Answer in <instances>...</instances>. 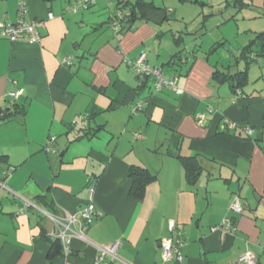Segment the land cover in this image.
Segmentation results:
<instances>
[{
	"label": "crops",
	"instance_id": "1",
	"mask_svg": "<svg viewBox=\"0 0 264 264\" xmlns=\"http://www.w3.org/2000/svg\"><path fill=\"white\" fill-rule=\"evenodd\" d=\"M24 1L25 18L43 25L37 43L0 38V182L7 188L0 187V264H94L97 246L114 241L116 258L103 264H240L246 251L264 263L263 72L258 85L248 86L251 66L264 67L260 44L241 89L212 77L215 68L242 70L241 48L264 30L237 43L233 62L224 65L210 54L227 38H214L205 49L203 25L189 32L194 43L185 45L177 30L165 45L161 24L146 19L111 28L112 0L75 12V0ZM143 1L169 15L164 1ZM18 9V0H0V21H15ZM181 49V93L139 88L128 61L146 51L157 66ZM18 88L22 94L10 102L6 93ZM137 104L142 110L133 111ZM76 116L83 118L75 122ZM96 126L94 135L82 137ZM183 157H195L201 168L193 184ZM132 166L156 174L140 200L129 194ZM90 182L98 215L81 236L70 234L66 250L52 236L53 218L77 214ZM235 195L243 204L237 214L229 210ZM222 217L234 219L235 232L211 230ZM170 219L182 232L183 259L163 262L161 240L175 237Z\"/></svg>",
	"mask_w": 264,
	"mask_h": 264
},
{
	"label": "built area",
	"instance_id": "2",
	"mask_svg": "<svg viewBox=\"0 0 264 264\" xmlns=\"http://www.w3.org/2000/svg\"><path fill=\"white\" fill-rule=\"evenodd\" d=\"M94 0H75L70 6L71 11H77L80 8H86L89 5H92ZM19 9H18V18L13 21H0V38H5L11 41L15 40H24L32 43L40 42V28L43 23L40 20L36 19H28L25 18V1L18 0ZM127 15V11H123L118 9L117 14L114 15L118 20L123 17V15ZM114 18V17H112ZM114 29L117 28V25L113 26ZM63 62L66 65H70L71 61L68 57L63 59ZM128 65L132 67L133 71L139 76H149L153 81V93H158L164 89H171L176 93H181V89L177 85V77L176 76H165L162 69L159 66H151L147 62V53L142 51L138 57L133 60L128 61ZM23 92L22 88L9 90L6 93V98L13 102L18 96H20ZM142 106L137 104L133 106L132 110L137 111ZM211 111V109H209ZM80 116H76L74 121H79ZM247 133H251V129L246 130ZM52 143V140L49 141L45 149H49V145ZM0 187L2 189H7L4 183L0 182ZM89 199L85 206L81 208L77 214H69L65 217L53 218L56 224V229L54 230L52 236L58 239L63 248L68 250L70 234H76L81 236L83 229L90 225L93 220L98 215V212L95 209L93 202V191L94 185L89 183ZM229 209L234 213H241L243 211V204L238 195L233 197L229 205ZM77 225V230L73 229V225ZM177 224L176 221L170 219L168 221V228L170 231H174L175 237H167L161 240V259L162 261H168L171 259H175L176 261H181L183 259V254L181 252V247L183 245L182 241V232L176 229ZM212 231H225L233 233L235 231V226L232 218L230 217H222L219 222L211 227ZM119 246L118 241L111 242L109 244H102L97 246L98 255L94 264H103V260L105 258L114 259L116 258V251ZM256 257L251 251H246L238 257V262L240 264H256Z\"/></svg>",
	"mask_w": 264,
	"mask_h": 264
},
{
	"label": "rangeland",
	"instance_id": "3",
	"mask_svg": "<svg viewBox=\"0 0 264 264\" xmlns=\"http://www.w3.org/2000/svg\"><path fill=\"white\" fill-rule=\"evenodd\" d=\"M162 1H164L166 7H169L167 8L169 10L167 19L159 26L165 32L162 34L164 44H168L171 40L173 42V38L178 31L183 36L185 45L192 44L194 43V37L189 32H193L192 30L203 25L200 30L207 31L202 36V43L205 49L207 45L214 41V38L216 40L220 39L221 36L227 38L224 47L219 46L217 50L210 54L213 61H220L224 65L233 62L234 59L230 53L235 52L237 43L240 45L246 43L254 35V32L251 33L253 30H264V0H243L246 5H242L241 8L229 5L232 0H197L198 2L190 0L184 2L178 0H154L155 3H162ZM116 2L117 0H112L108 4L107 9L112 13L110 20L112 17L115 18L114 15L117 14ZM231 15L234 17L229 19ZM115 19V21H118L117 18ZM220 22L223 24L218 26ZM110 25H112V22H110ZM111 28H113V25ZM155 63L153 58V62L149 64L154 66L156 65ZM129 68L132 69L130 66ZM132 72H134L133 69ZM260 72H263V76L258 84H262L264 89V67H260L258 64H253L249 71V87L258 85L254 82H257L256 79ZM134 74L136 73L134 72Z\"/></svg>",
	"mask_w": 264,
	"mask_h": 264
},
{
	"label": "trees",
	"instance_id": "4",
	"mask_svg": "<svg viewBox=\"0 0 264 264\" xmlns=\"http://www.w3.org/2000/svg\"><path fill=\"white\" fill-rule=\"evenodd\" d=\"M232 4L235 6H238V8H240L242 5H245L246 3L243 0H234L232 2ZM90 6L91 5H89L86 8H89ZM117 8L120 10L128 12V14L127 15L124 14L123 17L121 19H119V22L116 24L114 23V20H116L115 18H111V20H110V22H113L112 23L113 26L114 25H117V26L120 25L121 26L119 29V31H120L122 29H125L126 25H128L133 19H146L147 12L155 9L156 7L153 5L152 2H146L143 0H135L133 2L119 1L117 3ZM163 10L166 11V9H163ZM166 19H167V16H166ZM256 44H258V45L260 44L259 45L260 51L262 52V54H264V48H263V46H264V32L258 33L247 45H245L241 48V51L239 52V56H241L245 61L244 67L242 70L236 71L234 73H230V72L227 73V72H221L219 69L215 68L214 71L212 72V77H213L214 81H216V83H218V84L227 82L234 92L236 89H241L246 83L249 62L251 61V58H252L251 53L255 50ZM182 51H183V49L175 52L172 55L171 59L167 63L157 65V66H159L162 69L163 73L165 72L164 67L170 68V70L174 71V73L171 76H176L178 78L179 76L182 75V73L180 72V67H179L180 63L179 62L181 60L185 61V58L182 57L183 55H181ZM136 76L141 79V83L139 85V88H143L146 85H148L149 86V92L151 94H154L153 93V81H152L151 77L139 76L137 74H136ZM165 76H167V75L165 74ZM12 106L14 107L15 105L13 104ZM112 107L113 106H110L109 108H112ZM9 108L10 107L5 109V111H6L5 114L7 113ZM139 110H142V107ZM91 112L92 111H90V114H87L85 117L91 118L92 117ZM3 117H6V115H3ZM82 118L83 117L80 116V120ZM98 127H101V126L88 127L89 130H85V132L82 134V137L83 136L84 137H90V136L94 135L96 133V131L99 129ZM182 165H183L184 170H185L186 180L188 181V183L193 184L197 180L198 176L201 174V168L198 165L196 158L195 157H183ZM129 177L131 179V186H130L129 194L131 197L140 200L144 196L146 185L149 184L151 181H153L156 178V174L151 172L148 169L137 168L135 166H132L131 170L129 171ZM230 211L233 212L232 210H230ZM230 218H232V217H230ZM232 220L234 223L233 218H232ZM234 226H235V223H234ZM235 231H236V226H235ZM56 241H58V240H56ZM256 264H264V263L262 261H260L259 259H257Z\"/></svg>",
	"mask_w": 264,
	"mask_h": 264
},
{
	"label": "water",
	"instance_id": "5",
	"mask_svg": "<svg viewBox=\"0 0 264 264\" xmlns=\"http://www.w3.org/2000/svg\"><path fill=\"white\" fill-rule=\"evenodd\" d=\"M165 19H166L165 11L157 8L148 11L146 15V20L151 21L156 25L161 24Z\"/></svg>",
	"mask_w": 264,
	"mask_h": 264
}]
</instances>
